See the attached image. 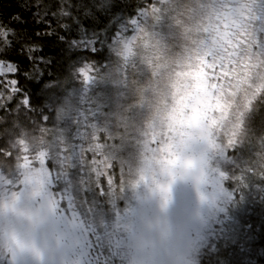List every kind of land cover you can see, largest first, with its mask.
<instances>
[{"label": "rangeland", "instance_id": "374dc122", "mask_svg": "<svg viewBox=\"0 0 264 264\" xmlns=\"http://www.w3.org/2000/svg\"><path fill=\"white\" fill-rule=\"evenodd\" d=\"M146 62L151 75L142 79L138 75L142 84L128 93L129 98L134 93L139 100L141 95L149 97L141 113L144 120L131 136L126 120L116 124L118 129L127 128L124 144L134 136L141 144L134 165L139 170L132 171L136 176L138 171V180L135 177L114 197L125 207L124 213L106 210V203L94 196V184L96 187L99 181L92 168L105 171L108 165L107 160L104 166L99 153L85 151L71 161L73 167L65 165L74 185L87 189L86 195L77 194L71 207L59 195L63 183L50 188L47 172L26 162V170H20L14 186L0 181V264H192V245L207 218L202 210L207 203L211 210L214 203L222 120L219 114H212L215 106L207 94L194 96L190 77L183 76L181 87L170 84L172 60L149 57ZM7 93L1 91L0 100ZM170 97L175 105L167 108ZM79 104L88 119L78 112L71 119L76 129L73 144L87 149L88 140L75 138L76 133H91L88 125L100 121L90 115L96 108L92 95ZM255 146L259 148L261 143L256 140ZM129 163L123 162V167L127 169ZM60 167L55 159L47 161L53 174ZM82 177L85 184L79 182Z\"/></svg>", "mask_w": 264, "mask_h": 264}, {"label": "snow or ice", "instance_id": "6c2138e0", "mask_svg": "<svg viewBox=\"0 0 264 264\" xmlns=\"http://www.w3.org/2000/svg\"><path fill=\"white\" fill-rule=\"evenodd\" d=\"M33 6L24 4L22 10L12 17L13 26L0 25V52L19 37L21 45L27 48L28 59L40 64L45 63V57L34 54L42 51L41 41L51 36L52 32L37 30L31 35L17 31V27L28 26V16L23 9ZM35 7L36 11L30 12L33 22L50 28L51 21L47 19V13L41 14L43 6L36 4ZM100 7L110 9L112 0H103ZM63 15L68 13L64 12ZM115 21L114 29L93 31L90 35L84 30L82 38L70 40L73 49L92 55L105 50L108 52L102 67L109 71L107 77L102 76L100 80L110 83L113 90L103 95L100 98L102 102L90 113L98 121L102 118L103 123L89 124L88 127L93 129L91 133L78 130L75 137L81 141L88 140V148L85 149L83 144L67 142L61 131L51 146L32 149L26 134H22L15 142L26 153L20 159L46 171L51 181L50 188L63 183V187L59 188L62 203L73 206L77 194L84 192L86 195L87 189L74 185L65 165L73 167L71 161L74 158L91 151L94 155L99 153L104 157L102 163L105 166L116 150L114 120L122 108L130 78L140 75L142 79L144 75H151L147 71L146 61L149 57L153 60H172L174 67L188 69L183 74L190 77L194 96H199L201 92L207 94L215 106L211 110L212 114H219L222 120L219 171L213 181L216 189L214 203L197 237V249L210 248L216 240L224 237H242V226L233 213L245 202L246 190L256 187L254 178L264 180V153H261L259 165L239 155L250 140L254 120L260 118L264 124V117L260 116L261 108H264V0H146L133 15L118 17L115 14ZM59 40L66 41L67 37L60 36ZM17 72L16 65L0 60V76ZM97 72L95 62L82 61L81 66L75 69V75L81 78L83 87L78 93L73 90L64 97L61 112L76 110L87 121L88 117L75 109L73 97L79 95L82 102L88 99V93L99 82ZM0 84L13 94H22L23 108L32 110L31 97L22 92L18 80L0 81ZM8 98L11 99V96ZM42 119L47 121L48 117ZM45 131L41 129L42 133ZM100 132L106 136L105 143L100 142ZM107 141L112 143L108 144ZM41 143L43 145V140ZM260 143L264 147V135L260 136ZM27 153L34 155L30 159ZM51 159L61 166L55 174L47 169V161ZM93 164H97L95 159ZM92 171L97 181L105 176L111 182V177L99 166L93 167ZM229 181L233 182L231 188L226 186ZM79 182L85 184L86 179L82 177ZM259 190L264 192V187ZM97 241L99 244V238Z\"/></svg>", "mask_w": 264, "mask_h": 264}, {"label": "trees", "instance_id": "16d2710c", "mask_svg": "<svg viewBox=\"0 0 264 264\" xmlns=\"http://www.w3.org/2000/svg\"><path fill=\"white\" fill-rule=\"evenodd\" d=\"M102 2L103 0H0V25L13 26L12 17L22 10L24 4L30 3L34 5L31 9H23L28 16V26L27 28L17 27V31L20 33L27 32L31 35H34L37 30L52 32L51 36H46L41 41L42 51L34 54L45 57V63L37 64L29 60L27 48L21 45L19 37L13 40L10 47L4 46V51L0 52V60L5 63H12L18 68V72L15 74L9 73L0 76V81L18 80V86L23 93L31 97L32 104L31 111L24 109L21 104L22 94H13L0 84V92L5 90L6 93L8 92V97L11 96V99L7 97L5 100L3 98L0 100V181L2 184L14 186V180L18 177L20 170H26V161L20 159L26 153L21 151L22 146L15 143L18 136L26 134L30 147L33 149L51 146L61 131H63L64 139L67 142L74 143L73 138L76 129L70 122L76 116L77 111L61 112V105L69 92L76 90L78 93L83 87L80 82L81 78L75 75V69L81 66L82 61H93L97 66L99 82L91 89L93 92L88 93V99L91 95L93 96L95 106L102 102L100 98L103 95L113 90L110 83H107L106 80H100L102 76L106 78L109 71V69L102 67L105 58L108 56L107 50L92 55L80 49L71 48L70 40L82 38L85 35L84 30H87L90 35L93 31L114 29L115 14L118 17L133 15L137 8L146 3V0H112V7L108 10L100 7ZM36 4L43 6L41 14L47 13V19L51 21L50 28L45 24L36 25L33 22L30 12L36 11ZM96 6H99V9ZM64 12H67L68 15H63ZM60 36L67 37V40L60 41ZM113 59L115 58L113 57ZM48 61L51 63L49 64ZM172 70L173 76L170 84L181 87L183 85V73L188 69L183 66L179 68L173 66ZM139 77L136 75L130 78L119 116L117 115L114 120L118 153L114 151L110 155L108 159L110 167L107 165L105 170L111 177V182L109 183L107 177L103 176L96 187L94 184L93 191L95 198H100L101 203H106V210L110 212L118 210L114 214L120 215L126 209L125 207L121 208L122 203L115 200L114 197L119 193L121 187L133 182L135 177L138 180V171L137 176L132 171L133 168L136 170L137 167L139 170V166L134 165L137 163V153L139 155L141 144L139 139L135 140V136L129 138V141L124 144L123 136L128 132L125 133L127 128L118 129L116 124L121 119L126 120L125 123L129 125V132L131 131L129 136H131L135 135L138 122L144 120L141 118V113L149 97L141 95L139 100L134 93L130 98L128 95L132 90L135 92L142 84ZM79 102V95L73 97L75 109L81 111L82 106ZM174 105L175 102L170 97L167 108ZM44 116L48 117L47 121L42 119ZM260 116L264 117V108H261ZM99 121L100 124L103 123L102 118ZM143 125L144 123L140 124L141 127ZM253 126L250 140L239 155L244 160L259 165L264 147L257 148L255 144L256 140L260 142V136L264 135V124L260 118H257L254 120ZM134 127L135 130L132 129ZM41 129L46 131L42 133ZM99 134L100 142L105 143V134L103 132ZM107 143L111 144L112 141H107ZM125 145L126 147H124ZM27 154L30 157L34 155ZM129 161V166L125 169L123 162ZM49 162L53 163V161ZM2 171L8 173V176H4ZM253 183L256 187L246 190L245 202L233 213L242 226V237L238 236L236 239L224 237L215 241L210 248L199 250L197 249L196 238L191 250L192 264H200L203 260H206L205 264H264V198H262L264 192L259 190L260 187H264V180L257 177L254 178ZM226 186L228 188L233 187V182H226ZM101 187L103 193H101ZM10 190L16 189L10 187ZM2 195L0 194V198L3 197ZM194 205L196 208L198 207V200ZM208 205L209 203L202 210L207 216L210 212Z\"/></svg>", "mask_w": 264, "mask_h": 264}, {"label": "clouds", "instance_id": "9594fccd", "mask_svg": "<svg viewBox=\"0 0 264 264\" xmlns=\"http://www.w3.org/2000/svg\"><path fill=\"white\" fill-rule=\"evenodd\" d=\"M159 231L161 232V235H160L159 238H160L161 241H163V239H164V236L162 234L163 233V229H160ZM37 251H38V247H37Z\"/></svg>", "mask_w": 264, "mask_h": 264}]
</instances>
